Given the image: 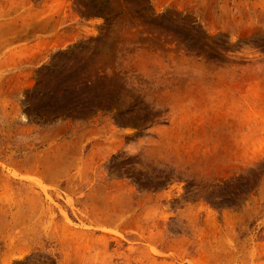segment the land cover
Here are the masks:
<instances>
[{"label": "rangeland", "instance_id": "374dc122", "mask_svg": "<svg viewBox=\"0 0 264 264\" xmlns=\"http://www.w3.org/2000/svg\"><path fill=\"white\" fill-rule=\"evenodd\" d=\"M0 264H264V0H0Z\"/></svg>", "mask_w": 264, "mask_h": 264}]
</instances>
